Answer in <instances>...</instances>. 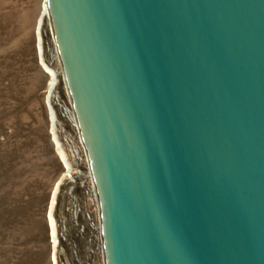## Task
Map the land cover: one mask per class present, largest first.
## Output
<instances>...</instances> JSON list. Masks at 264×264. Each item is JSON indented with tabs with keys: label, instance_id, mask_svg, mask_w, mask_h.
<instances>
[{
	"label": "water",
	"instance_id": "95a60500",
	"mask_svg": "<svg viewBox=\"0 0 264 264\" xmlns=\"http://www.w3.org/2000/svg\"><path fill=\"white\" fill-rule=\"evenodd\" d=\"M105 264H264V0H45Z\"/></svg>",
	"mask_w": 264,
	"mask_h": 264
},
{
	"label": "rangeland",
	"instance_id": "374dc122",
	"mask_svg": "<svg viewBox=\"0 0 264 264\" xmlns=\"http://www.w3.org/2000/svg\"><path fill=\"white\" fill-rule=\"evenodd\" d=\"M63 102L73 108L46 1L0 0V264H103L94 182L76 177L59 132L83 144Z\"/></svg>",
	"mask_w": 264,
	"mask_h": 264
},
{
	"label": "built area",
	"instance_id": "2783aa9c",
	"mask_svg": "<svg viewBox=\"0 0 264 264\" xmlns=\"http://www.w3.org/2000/svg\"><path fill=\"white\" fill-rule=\"evenodd\" d=\"M59 107H60V116L62 117V119L70 127V130L72 132H75L78 135L79 127L77 126L78 123H77V119L74 113V109L71 107L70 103L67 104L66 102H63L62 105L61 104L59 105ZM59 132L62 135L63 140L66 143L67 147L69 148L70 156L74 160V165L76 166V171H75L76 177L79 178L80 176H82L81 169L83 168L84 170L88 172V179L91 180L90 178L91 171L89 168L90 167L89 163L87 164L89 166L88 167L87 165H85L83 158H82V155L86 154V152L81 142V138L79 139L80 136H78L77 138L75 137L73 138L72 135L66 134V131L63 128ZM84 186H85V182H83L82 184V187ZM101 239H102V235H101ZM101 242L103 243V241ZM103 264H105L104 261H103Z\"/></svg>",
	"mask_w": 264,
	"mask_h": 264
},
{
	"label": "bare ground",
	"instance_id": "6f19581e",
	"mask_svg": "<svg viewBox=\"0 0 264 264\" xmlns=\"http://www.w3.org/2000/svg\"><path fill=\"white\" fill-rule=\"evenodd\" d=\"M47 8H48V6H47ZM43 13H44V16H46V7H45V2H44V6H43ZM48 16H49V11H48ZM49 73H50V75H51V83H50V89L51 88H53L54 87V85H55V82L57 81V76H56V74L55 73H53V72H51V71H49ZM65 156H66V154H65ZM62 157V159H64L63 158V156H61ZM66 163V162H65ZM73 169V168H72ZM68 170V169H67ZM69 171L70 170H68L67 172L69 173ZM90 178H91V181H93V178H92V173H90ZM94 185V184H93ZM93 191H94V196H95V200H96V202H97V197H96V192H95V187H93ZM98 203V202H97ZM50 220H51V216H50ZM53 221H51V225H52V233H54L55 234V228H54V226H53V224L54 223H52Z\"/></svg>",
	"mask_w": 264,
	"mask_h": 264
}]
</instances>
